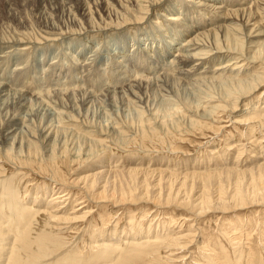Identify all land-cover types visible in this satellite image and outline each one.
Segmentation results:
<instances>
[{
    "label": "bare ground",
    "instance_id": "6f19581e",
    "mask_svg": "<svg viewBox=\"0 0 264 264\" xmlns=\"http://www.w3.org/2000/svg\"><path fill=\"white\" fill-rule=\"evenodd\" d=\"M116 1L117 3L115 6H109L107 2H101L103 6H100L99 10L98 6H96L94 12L89 6L79 2L76 12L81 18H77L76 13L71 9L72 5H68L69 0L68 2L65 0H40L41 4L49 5V10H46L44 7L42 9L39 8L37 11L39 15L35 21L17 17L15 14L11 13L9 9L11 1L7 3L3 2L4 5L5 3L7 4V11H0V17L8 19L9 22H11L10 19L13 18L15 22H11V24L15 25V27H20V30L21 28L25 29L28 26H34L38 28L39 31L35 32L33 35H27L25 33L15 32L13 29V32H8L9 38H6V35L4 36L5 38L0 36V42H4L2 43V46H4L3 52L0 53V163L4 161L3 163L14 164V162L11 163L12 160L24 159L28 161L36 158L52 161L56 158L63 159L64 157H68L73 163H81L79 167L80 170H82L77 171V182L83 183L85 186L89 187L91 191H94L97 187L101 189L99 193H95V195L97 194V205L98 203L108 202V200H110L111 203H117L122 206L133 204L135 201L150 202V200H152L151 203L153 202L156 206L165 209L168 207H176L177 210L187 208L186 210L188 211L186 212L197 219L203 218L212 212L222 215L229 213L226 204L228 201H223L222 197L218 196L213 203L203 195V189L206 187V184L212 181L217 182L222 176L226 180L235 177V181H237L238 184L240 178L246 175L250 177L254 176L259 181L262 180V178L264 179V148H261V144L264 146V0ZM173 2H178L180 7L175 8ZM98 5H100V3H98ZM22 20L24 21L22 22ZM147 24H149L150 27L145 28ZM12 27L13 26H10L7 29H11ZM125 28L132 30V33L129 34L127 33L128 31H114ZM138 31L139 33L136 34ZM97 33L105 36L102 42H97L96 40L91 41V43L89 41H83L84 44L81 40L78 41L80 37L86 38V35H96ZM134 37H137L135 40L137 43L140 42L141 45H146V48H143V54L148 57L147 59H153L154 64L146 69L147 72L145 75L139 76L133 74L125 78V76H129L125 71L129 68L132 61H134V57H128L125 54L124 44L127 45L128 48H138V44L132 41ZM63 41L66 42L64 46L67 48L61 46L62 49H60V47L56 51L43 52L41 54L43 59L40 63L45 62L46 56H52L49 58V62L46 60L48 62L46 64L48 66L46 70L52 71L56 69L61 72L62 70H60V68L65 67V64L68 65V67L87 70L91 67L88 66L86 61H93L96 58L99 59L98 54L100 53V56L104 60L103 65L106 66H100L99 70L106 73V70L109 68L108 66H113L110 71L112 75V84H107L105 81H102V83L98 82L97 89L91 86L95 91L90 90V88L88 91H86L87 89L81 90L79 88L77 90H63L64 88L59 84L60 82L58 81L60 80H58L56 83H58L60 87L62 86V90L59 88L60 90L55 92H44L40 95L37 91L34 93L26 89V84L24 85L22 83L29 80V76H27L28 70H26V65H23L25 62L19 61V63H17L18 58L28 54L31 50H36L40 46L44 48H46V46H55L56 48V46L58 44L61 45L60 43ZM109 46H112L113 50L106 52L105 50ZM91 47L95 48L89 51ZM86 52L90 54L87 55ZM83 54L86 56L84 61L79 58V56ZM11 63H13V66H8L10 68L9 73L3 75L2 70L5 66L11 65ZM65 69L67 70L66 67ZM124 72L126 75H123L125 74ZM130 72V74H132V71ZM77 73H79V71H77ZM86 73L87 75L90 74L89 72ZM122 75L124 77H122ZM26 78H28L27 81ZM92 78L90 79L92 80ZM13 80L14 82L15 80H17L16 82L19 81V87L16 83L14 85H16L17 88L13 85ZM80 80H82V78H80ZM97 80L99 81L100 79L98 78ZM56 83L55 85H57ZM63 83L62 81V84ZM78 83L76 82L75 85H79ZM160 93L162 97L165 98L161 100V97V102L157 103L158 105L156 104V111L158 113L149 112L146 115L147 118L142 117L139 122L136 120L138 123L134 122L136 123L134 124L132 117L137 118V115L142 114L144 110L147 112L148 110L146 109L148 105L152 106L150 104H154L153 101L157 100L156 95ZM156 105L154 104V106ZM163 105L172 108L173 113L177 116V119L170 121L169 124L157 121L158 116L155 117L156 114H159L160 107ZM152 109L154 110L155 108ZM110 113L112 116H115V118L112 117V119H110L111 121H108ZM225 118L228 120H224ZM103 119H105V122L108 121L109 123H104ZM195 123L200 125V131L206 129V131L210 130L215 132L214 130L217 127L218 130L216 131L218 133L220 131L223 133L228 127H233L235 128L234 130H236L245 126L248 138L246 137L247 139H243V137H241L240 140H238L236 136L232 137L234 136L233 134L229 135V137L227 136L226 151L230 153V158L236 159L240 156V153H238L239 149L235 142L244 140L246 144L253 147L252 153L247 154L248 157L250 156V158H252L251 160L256 162L252 164V167H246L248 170H241V172H238L239 170L234 167L235 163H232L233 165L230 164V166L227 164L226 166L219 165L220 168L217 169L219 172H214L216 170L209 172L207 169V174H205L195 171L196 169H192L193 171L184 173L183 176L172 175L173 173H170L167 169L157 167L153 169L146 167V170H137V167L136 169L130 168L126 171H117L115 168V172L108 171L107 159L109 155L112 154L110 145L114 148L117 147V142L120 140L122 141L123 136L127 133L132 134L139 126L147 128L148 130L151 129L150 127H155L161 131H165L167 125L177 129L178 127L187 129L186 127L188 124ZM225 123H229L230 125H223ZM183 139L184 138H180V141L184 142ZM209 150L213 153L212 147H209ZM245 157L248 158L247 156ZM98 163L100 166L97 167L96 164ZM20 166H22V164ZM139 173L140 175L144 174L146 176L159 177L158 183H155L156 185H153L154 187L152 186L153 188L156 187V190L161 191L163 189L161 183L164 181L167 182V188L169 190H166L165 193L157 192L155 196L153 195L150 197L147 195L149 193L148 185L144 183L143 191H140L137 196L133 193L118 194L116 192L115 183L120 180V176L127 175L128 178L134 180L135 175ZM21 174L22 173H20V175ZM109 174H112L111 177L114 179L110 181L112 185L110 196L108 190L111 188V185L109 186V177L106 176ZM11 176H13V174ZM11 176L8 178L0 177V213L5 210L12 224L14 223L13 221H15L12 229L18 230L19 237L18 241L14 242L13 245L15 244L16 246L17 244L18 247H20L19 249L24 250L26 253H29L28 251L32 252L34 247H36L38 252L39 250H41V252L46 251V248L50 244L48 243V246L45 244L47 239H45V236L40 237L39 227H41L42 224L44 225V222H49L48 219L50 217L48 218L47 215V217H45V214L49 212L48 207L53 202L52 195H49V198H45L42 207L40 205L39 207L34 204L32 205V201H26L23 197L21 200L19 197V188L16 185V181L21 180H17V177ZM164 177H169V181L164 180ZM188 180H202L203 183L199 185L197 189L194 187V183L187 189L188 184H186V182ZM219 189H221L220 186ZM240 190L241 189L238 187L234 191V194L229 197V201L232 203V206L230 205L231 207L229 208L230 210L233 209L235 212L245 208H264V195L259 196L257 195L258 193L255 194L254 192V195H251L252 198L247 197L245 199L242 190ZM145 191L146 193H144ZM194 191L195 193H200V195H195ZM87 192H89V190H87ZM115 192L118 197L115 196ZM60 194L58 195L60 196ZM34 198L35 199L30 200H33L35 203V201H37L36 195ZM27 202L31 206H29ZM84 208L85 207L82 206L71 212L70 215H68L69 213L66 210L67 213L63 210L65 214H67L66 216L63 215L65 219H56L55 217L57 215L55 211L52 212L50 216L51 219L64 220L71 225L78 222L77 220L80 221L85 219L84 216L90 211L88 212L86 210L83 212L82 210ZM59 210H61V208H59ZM2 213L0 215H2ZM6 213H4L5 216ZM40 214L43 215L37 218ZM63 216L58 217L63 218ZM67 216L70 217L67 218ZM35 218H37L36 222L37 224L39 223V225H36L35 228L33 226L30 227L29 223ZM187 221L188 219H181L179 222H173L175 228L178 229L177 232L182 231L184 223ZM51 223L52 221L50 225ZM230 223L229 225L233 228H231L232 230L229 232L231 234L228 235L233 240H237L239 235L236 232L237 226ZM63 229L61 228V230ZM166 230L170 232V229ZM195 230L198 229L195 228L194 231ZM56 232H58V229ZM136 232L138 233V230ZM3 233L4 232H0V235L4 237L2 242L5 241V239H8L10 242H1L0 244L1 248L7 246L4 254H0L4 259L1 264H21L20 262L22 259H19L18 254L20 252L22 253V251H18L19 253L17 254L16 251L12 252V248L10 247V245L12 246V239L16 238L10 234ZM96 234H98V231ZM184 234L177 236L172 241L169 254H167L168 257H173L169 258L170 260L167 258L170 262L172 261V263L176 262L174 257L178 254L177 252L188 249L190 246H188V244L192 242L190 241L192 240L191 236L194 239L193 243L197 242L199 238V235L197 237L196 233L193 235L188 234L187 236ZM106 235L108 236V234ZM110 235L111 234H109V236ZM140 237L141 240L147 238V236ZM136 238L137 237L134 239ZM188 238H190V240H188ZM94 241H96V239ZM186 241H188L187 244ZM143 243H129V250L127 252H124L126 249L123 251L124 248L119 247L120 245H118V243L113 246L108 245L109 250L108 252L107 250H102V257L105 262H110L111 257L114 255V264H128L132 261L134 256L138 257L142 255V251L146 248V244ZM13 248L15 247L13 246ZM99 250L100 248L96 252L98 253ZM96 252L94 251V253ZM188 252L191 251L189 250ZM99 254L100 252L97 255L99 256ZM25 255L27 256V254ZM30 255L32 254L30 253ZM44 255L45 254L41 256ZM189 255L191 254L189 253ZM36 256L39 255L36 254ZM44 257L40 258L42 259ZM148 258H150V255ZM46 262L48 263V261ZM46 262L43 263L46 264ZM63 263L66 264L65 262Z\"/></svg>",
    "mask_w": 264,
    "mask_h": 264
},
{
    "label": "rangeland",
    "instance_id": "374dc122",
    "mask_svg": "<svg viewBox=\"0 0 264 264\" xmlns=\"http://www.w3.org/2000/svg\"><path fill=\"white\" fill-rule=\"evenodd\" d=\"M8 1H11L10 2L11 5L9 7L11 13L15 14L17 17H20V18L26 19V20L32 19L33 21H35L37 19V16L39 15L37 13L39 8L42 9L44 7L46 10L47 9L49 10V5L47 6V4H44V5L41 4L40 0H6V1L0 0V6H1L0 11H3V12L7 11V9H6L7 4L6 3ZM65 1L68 2V0H65ZM3 2H6L5 5ZM79 2L89 6V8L93 12H94V9L96 6H98V10H99L100 6H103V3H101V2H107L109 4V6H115L117 3L116 0H69L68 5L69 6L72 5L71 9L73 12L76 13L77 18H81L78 15V13L76 12L77 11V4H79ZM98 3H100V5H98ZM173 6L175 8H179L180 4L178 2L177 3L173 2ZM169 9H170V7H169ZM7 20L8 19L0 17V33H1L0 36H2V37H4L6 35L5 37L9 38V33L13 32L12 31L13 29L15 32L25 33L27 35H31V34L33 35L35 32L39 31V29L35 28L34 26H28V27L26 26L27 28H25V29L21 28V30H20V27H18V26L15 27V25L11 24V22L12 23L15 22V20L13 18L10 19L11 22H9V20L8 21ZM23 21L24 20H22V22ZM10 26H13V27L11 29H7ZM148 27H150L149 24H147L145 28H148ZM114 31L115 32H127L128 31L127 33H129V34L132 33V30H129L128 28L121 29V30H114ZM138 33H139V31L136 34H138ZM10 37H12V36H10ZM104 37H105L104 35L97 33L96 35H90V36L86 35V38L80 37L78 41L81 40L82 43H84L85 41H89L91 43V41H94V40H96L97 42H99V41L102 42L104 40ZM38 39H40V38H38ZM136 39H137V37H134L132 39V41L134 43H137V41H135ZM2 43H4V42H0V53L3 52L4 46H2ZM64 43H66V42L63 41L62 43H60L61 45L58 44L56 46V48H55V46H46V48H44L43 46H40L36 50H31L28 54L18 58L17 63H19V61L25 62L26 64L24 63L23 65L24 66L26 65V67H27L26 70H28L29 75L27 74V76H29L28 77L29 80H28V78H26V81L28 80L27 81L28 84H27V82H25V83L20 82L24 85L26 84V89H29V90L33 91L34 93L37 91V93L41 95L44 92L50 93V92H55L57 90H60L62 86L64 88V89L62 88L63 90H66V89L77 90L79 88L81 90L87 89L86 91H88L89 88H90V90H94V88L97 89V83L98 82L102 83V81L103 82L105 81L107 84L108 83L110 85L112 84V75H111L110 71L113 68V66L109 65L108 66L109 68H108V70H106V73L100 71L99 67L100 66L102 67V65L104 64V60L100 56V53L98 54L99 59L96 58L93 61L92 60L86 61L88 63V66L91 67L87 70L91 69L90 70L91 72L87 71V70H81V68L76 69V67L74 68V67L69 66L70 67L69 68L68 65H66V64L64 66L67 68V70L65 69V67H62V68H60V70H62L61 72H59L56 69H54L52 71L46 70L48 68V66L46 64L49 62V58H51L52 56H50V55L48 57L46 56V60H48V62L45 60V62L40 63V61L43 59V56H41V54L43 52L56 51L61 46H64ZM137 44H138V48L136 47L135 49L133 47L128 48V46L124 44L125 54L128 57L129 56L134 57L133 58L134 61H132V63L129 65V68H131V69L127 68L125 71L126 73H128L127 75H129V76H125V78L130 77L133 74H135V75L137 74L139 76L143 75V74L145 75L147 72L146 69H148L150 66H152L154 64L153 59H151V58L147 59L148 57H146L143 54V48H146V45H141L140 42ZM132 46H133V43H132ZM65 48H67V47H65ZM94 48L95 47H91L89 51H92ZM60 49H62V47ZM112 50H113V47L109 46L105 51L110 52ZM36 53H37V55H36ZM86 54L88 55L90 53L86 52ZM79 58H80V60L84 61L86 56L83 54V55L79 56ZM12 64L13 63H11V65L9 64V65L4 67V69L2 70L3 75L5 73L6 74L9 73V70H10L9 67H12L13 66ZM105 66L103 65V67H105ZM138 66H140V67H138ZM76 70L79 71V73H77ZM130 71H132V74H130L131 73ZM136 71H137V73H136ZM86 72H89L90 74L94 73L96 75L92 74L93 75L92 76L89 74L90 75L89 76V75H87ZM126 73L123 75H126ZM123 75H122V77H124ZM40 76H41V78H40ZM87 76L89 79L93 77L92 80L90 79V81H89ZM102 76H104V77H102ZM36 77H38V78H36ZM78 77L82 78V80H80V78H78ZM98 78L100 80L101 79H103V80L98 81L97 80ZM47 80H49V81H47ZM58 80H60V81H58ZM16 81L17 80H15V82H14V80L12 81V82H14L13 85L16 83L18 86L19 81L18 82H16ZM57 81L60 82L59 84L62 85L61 87H60V85H58V83H56ZM62 81L64 82L63 84H62ZM75 81L77 83L79 82L78 84L80 86L77 84L75 85V83H76ZM55 83L57 85H55ZM14 86L16 87V85H14ZM91 86L94 88H91ZM161 97H162L161 93L159 95H156L157 100L154 99L155 101H153L155 105L157 103L161 102V100H163L165 98V97L164 98L162 97V99H161ZM153 102H151V103H153ZM154 104H150L152 106L148 105V108L146 109L148 111L147 112H145V110L142 111V114H138L137 118L132 117L133 123L136 122V120H138V122H139L142 119V117H146L147 113H149V112L150 113H152V112L156 113L157 112L156 107L158 104L156 106H154ZM152 108H155V109L153 110ZM170 110L172 111V108L167 107V105L161 106L159 114H156V116H155V117L158 116L157 121L163 122L165 124H169L170 121L176 120L177 119L176 114H174L173 111L171 112ZM134 116H136V115H134ZM112 117L115 118V116H112V114L110 113V116L108 117V119H109L108 121H111L110 119H112ZM174 117H175V119H174ZM134 119H135V121H134ZM224 120H228V119L225 118ZM103 121H104V123H109L108 121L105 122V119H103ZM138 122H136V123H138ZM136 123H134V124H136ZM223 125L228 126L230 124L225 123ZM135 128H137V127H135ZM138 128H137L138 130L136 129V131L135 132L133 131L132 134L127 133L125 136H123V140H122L123 142L121 140L119 142H117V144L119 146L117 145V147L114 148L112 145H110L111 146L110 149L112 150V151L111 150L110 151L112 154H110L108 159H107L108 160L107 161V167H109L108 171L112 172V171H114L115 168H116L115 170H117V171H121V170L126 171L130 168L136 169L137 167H138L137 170H139V169L146 170L145 169L146 167H148L149 169H153V168L157 167V168L167 169L170 173H173L172 175L183 176L184 173H187V172L189 173L195 169H196L195 171H199V172H202L205 174H207L206 171H208V170H209V172H211L212 170H216L214 172H219V170H217L220 168L219 165L226 166V164H227L228 166H230V164H232V163H235L234 167L237 170H239L238 172H241V170H248L247 168H249L250 166L252 167L253 166L252 164H254V162H256V161H252L251 160L252 158H250V156L248 157L247 154L252 153L253 147L250 146L249 144H246L244 142V140L235 142L236 146L239 149L238 153H240V156H238L236 158L237 160L234 158L233 159L230 158V156H229L230 153H228L226 151V141H227L226 139L229 137V135L233 134L234 136H232V137L236 136V138L238 140H240L241 137H243V139L248 138L247 132L245 131V126H242L236 130H234L235 128H233V127H228L225 129V131H223V133H221V131L218 133L216 131V130H218L217 127L214 130L215 132L210 131V130L206 131V129L200 131L201 130L200 125L196 124V123L195 124H188L186 127L187 129L179 128V127L177 129V128H173L171 126L169 127L167 125L166 126L167 129L165 131H161L155 127H150L151 128L150 130H148L147 128L140 127V126ZM143 133H144V135H143ZM242 135H244V136H242ZM180 138H184L183 139L184 142H181ZM96 139H98V138H96ZM121 139H122V137H121ZM209 147L213 148V153L215 151L214 154L211 153V151L209 150ZM214 147H215V150H214ZM261 148H264V146L262 144H261ZM208 150H209V152H208ZM244 155L247 156L248 158H246ZM235 157H236V154H235ZM39 160H40V158L31 159L28 161L24 160V159H19V160H12L11 163L14 162V164H8L6 162L3 163L4 161H2V163H0V165L2 166V167L0 166V177L8 178L9 176H11L13 174L14 177H17V180H21V181H16V185L19 188V197L21 198V200L23 197L26 201H29V202L32 201V205L34 204L38 207L40 205L42 207V203L44 202L46 197L49 198V195H52L51 197L53 198V202L49 206L50 208L48 207L49 212H46L47 214H45V217H47V216H48V218L50 217L48 219L49 222H44V225L43 224L41 225L42 230H41V227H39L40 228V234H41L40 237L45 236V239L47 238L46 243L45 242H43V243L47 244V246L50 244L46 248V251L41 252V250H39V252H38L36 247H34L32 252L28 251L29 253H26V252H24V250L19 249L20 247H18L17 244H16V246H15V244L13 245L14 242L18 241L19 232H18V230L12 229L13 224H15V221H13L14 223L12 224V222L10 221V218L7 216L8 214L5 212V210L1 211V213L2 212L6 213V216L4 213H2V215H0V223H1L0 224V232H4L3 234H6V233L8 235L10 234L11 236H14L16 238V239H12V241H11L12 246L10 245V247L12 248V252L16 251L17 254L20 252V250L22 251V253L25 257L22 255L21 252H20L21 254L20 253L18 254L19 259L23 260V261L21 260V262H20L21 264H24L25 261L26 262L30 261V262H28L29 264H45L43 262H46V261H48V263L46 262V264H54V263L55 264H64L63 262H65L66 264H73V262H74V264H114L115 263V259L113 257L114 255L111 257L110 262L109 261L105 262L103 257H102L103 251L107 250V252H108V250H109L108 245L113 246L114 244L116 245L118 243V245H120L119 247H123L124 248L123 251L126 249V251H124V252H127L129 250V248H128L129 243H131V242L132 243L133 242L143 243V241H144L143 244H146L145 250L142 251V253H141L143 256L142 255H140L141 257L140 256H138V257L134 256L135 258L133 257L132 261H130L128 264H184V262H185V264H192V263L193 264H195V263L196 264H206L207 262H208L207 264H220V263L221 264H223V263L224 264H264V208H261V207L245 208L242 210H237L235 212L233 211V209H231V210L229 209L232 206L231 205L232 203L229 201V197L232 194H234V191L238 187L242 190V193H243L245 199L247 197L252 198L251 195L253 196L254 192H255V194L258 193L257 195H259V196L264 195L263 194L264 191H262V190H264V181H263L264 179L263 178H262V180L259 181L254 176L250 177L249 175H246L243 178H240V181L238 184L237 181H235L236 180L235 177H231V178H229V180H226L222 176L218 179L217 182L212 181L211 183H209L210 185L206 184V187H204V189H203V195L206 196L208 198V200H211L213 203L218 198V196H221L223 201H226V202L228 201V203H226V204H227V208H228L229 213L222 215L219 213L212 212L210 214H207L203 218L197 219L196 217H194V216L192 217L190 214H188L186 212V211H188V210H186L187 208H185V209L182 208V209L177 210L176 207H168L165 209V208L156 206V204H154L153 202H152L153 203L152 204L151 203L152 200H150V202L135 201V202H133V204H129L126 206L125 205L122 206V205L117 204V203H111V201L108 200V202L106 201L104 203H98V205H97V202H96V200H97L96 195L97 194L95 195V193H99V191L101 189H99V187H97L94 189V191H91L89 189V187L85 186L83 183L77 182V179H76L78 176L77 171L80 170L79 165L81 163L80 164H77L79 162L73 163L71 161V159L68 157H64L63 159H60V158L57 159L56 158L55 160L53 159L52 161H50V160H40L39 161ZM232 160H234V161H232ZM158 161H159V163H158ZM21 164H22V166H20ZM150 165H151V167H150ZM194 165H195V167H194ZM209 165H211V166H209ZM4 166H6V167H4ZM96 166L97 167L100 166L99 163L96 164ZM110 167H112V168H110ZM189 168H190V170H189ZM15 170H18V171H15ZM20 173H22V174L20 175ZM1 175H3V176H1ZM13 176H11V177H13ZM106 176L109 177V186H110L111 185L110 181L114 180V179L111 177L112 174H109ZM120 177H124V178H120ZM120 177H119L120 180L117 183H115L116 184V192L118 194L133 193V194H135V196H137V194L140 193V191H143L144 183H146L148 185V192L149 193L147 195L150 197H152L153 195L155 196L157 192L165 193L166 190L167 191L169 190L167 188L168 184L165 181L161 183V186L163 188L161 191L156 190L157 189L156 187L153 188L156 185L155 183H158L157 181H158L159 177L146 176L144 174L140 175V173L135 175L134 180L128 178L127 175H123ZM167 178H168V180H167ZM163 179L166 181H169V177H164ZM171 179H174V178H171ZM142 180H143V182H142ZM193 181L194 180H188L186 182V184H188L187 189L190 188L193 183H194V187L196 189L198 188L199 185H202V183H203L202 180H195L194 182ZM17 182L19 183L20 187L18 186ZM97 182H98V180H97ZM178 182H180V181H178ZM24 186H25V188H24ZM73 186H75V187H73ZM219 186L221 189H219ZM85 187L87 188V190H89V192H87ZM108 187H107V190H108ZM110 187L109 188L111 190L110 189L108 190L109 196L111 193L110 191H112V185ZM81 188H83L84 190ZM60 189H61V191H60ZM187 189H185V190H187ZM68 190H70V191H68ZM185 190H183V191L186 192ZM247 191H248V193H247ZM66 192H68V193H66ZM116 192H115V196L118 197ZM135 192H137V193H135ZM144 193H146V191ZM58 194H60V196ZM194 194L198 195V196L200 195V193H195V191H194ZM225 194H227V195H225ZM35 195H36L37 201H35V203H34V201L30 200V199H35L34 198ZM88 196H89V198H88ZM227 196H228V198H227ZM76 197H77V199H76ZM117 197H115V198L119 199ZM66 199H68V200H66ZM88 199H89V203H88ZM28 205L31 206L29 203H28ZM116 205H120V206H116ZM36 206H35V208H36ZM82 206L85 207L82 210L83 212L86 210L88 212L90 211L86 216H84L86 220L85 219H82L80 221L77 220L78 222L71 224L72 226L69 223H66L64 220H55V218L56 219H59V218L65 219V217L63 215H65V216L67 215V214H65L66 211L69 213L68 215H70L71 212L77 210L78 208H80ZM113 207H115V208H113ZM59 208H61V210H59ZM63 210L64 211L66 210V211L64 212ZM38 211H41V210H38ZM54 211H55V214L57 216L54 219L53 218L51 219L50 214ZM3 214H4V216H3ZM41 215H43V214L38 215L37 218H39ZM58 216H63V218L58 217ZM68 217H70V216H67V218ZM182 217H184V218H182ZM37 218H35L34 220H32V222L29 223L30 227L33 226L35 228L36 225H39V223L37 224V222H36ZM180 218L182 220L188 219V221L186 223H184V227L182 228V231L177 232L178 229L175 228L173 222L181 221ZM195 220H197V221H195ZM51 221H52V223L50 225ZM34 222H36V223H34ZM229 223L234 224V226H237L236 232L239 234L237 240H233L229 236L231 234L229 232L232 230L231 228H233V227H231V225H229ZM10 225H12V226H10ZM162 225H164V226H162ZM44 226H45V228H44ZM61 228L62 229L64 228V229L61 230ZM195 228L198 230L194 231ZM57 229H58V232H56ZM166 229H168V230L170 229V232L167 231ZM137 230H138V233L136 232ZM171 230H173V231H171ZM13 231H14V233H13ZM50 231H52V232H50ZM97 231H98V234H96ZM53 232H56V233H53ZM103 232H104V234H103ZM182 232H183V234L185 233L184 235H186V236L188 234L193 235L196 233L197 237L199 235V238H198L199 241L196 239L197 242L193 243L194 239L192 238V236H191L192 240H190V238H188V240L192 241L191 242L192 244L191 243L188 244V246L189 245L190 246L188 247V249H186L184 251H181V252L176 251L178 253L174 257V260L176 259V262L172 263V261L171 262L169 261L170 260L169 258H173V257H168L167 254H169V250L172 246V241L177 236L183 235ZM191 232H192V234H191ZM241 233H243V234H241ZM14 234H16V235H14ZM106 234H108V236ZM109 234H111V235L109 236ZM46 235H47V237H46ZM124 235H125V237H124ZM129 235H130V237H129ZM140 236H143V237L147 236V238H144L143 240H141ZM135 237L138 238V239L136 238L137 241H136V239H134ZM197 237H195V238H197ZM3 238L4 237L0 235V244L3 240ZM11 238H13V237H11ZM94 238L96 239V241H94L95 240ZM102 238L105 240H103ZM48 239L51 241H49ZM100 239H102L103 242ZM146 239H148V240H146ZM153 240H154V242H153ZM7 241H8V239H5V241H3L2 243L10 242V241H8V242ZM47 241H49V242H47ZM40 242H42V241H40ZM94 242H95V244H94ZM187 242L188 241H186V244H187ZM57 243H59L60 245ZM54 244L56 245V247ZM105 245H106V247L107 246L108 247L106 248ZM13 246L15 248H13ZM97 248L98 249L100 248L99 256L97 255L99 252L98 253L96 252L98 250ZM1 249H3V250H1ZM6 249H7V246H5L4 248H1V245H0V250H1L0 254H4V251ZM35 250H36V252H35ZM189 250L191 252H188ZM51 251H53V252H51ZM94 251L96 253H94ZM30 253L33 256L30 255ZM39 253L41 255L45 254L44 255L45 257L41 256ZM189 253L191 255H189ZM25 254H27V256ZM36 254L39 256H36ZM48 254H49V256H48ZM149 255H150V258H148ZM46 256H47V258H46ZM203 256H206V257H203ZM0 257H2V255H0ZM26 257L28 258V261H27ZM40 257H44V258L41 259ZM0 259H2V260H0V264H1V262L4 259H3V257ZM44 259H46V260H44ZM128 259H131V258H128ZM177 259H180V260H177ZM182 259H183V262H182ZM36 260H38V261H36ZM51 261H52V263H51ZM167 261H169V262H167ZM26 262H25V264H28ZM4 264H6V263H4Z\"/></svg>",
    "mask_w": 264,
    "mask_h": 264
}]
</instances>
